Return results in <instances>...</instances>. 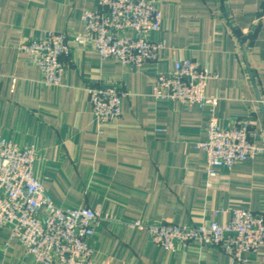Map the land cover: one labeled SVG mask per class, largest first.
I'll return each instance as SVG.
<instances>
[{
    "label": "crops",
    "instance_id": "crops-1",
    "mask_svg": "<svg viewBox=\"0 0 264 264\" xmlns=\"http://www.w3.org/2000/svg\"><path fill=\"white\" fill-rule=\"evenodd\" d=\"M152 1L163 17L162 32L151 35L165 43L157 63L135 71L102 61L91 44H73L62 84L52 87L20 46L50 31L83 35L81 12L99 0H0V133L37 151L36 175L57 204L100 214L91 243L97 264H264V247L242 262L214 248L170 253L124 225L225 224L235 208L264 215V156L208 179L200 145L210 109L152 96L157 73L174 71L177 59L207 66L219 124L249 119L264 147V0ZM107 83L129 96L119 120L99 124L89 89ZM0 264L40 263L5 229Z\"/></svg>",
    "mask_w": 264,
    "mask_h": 264
},
{
    "label": "built area",
    "instance_id": "built-area-1",
    "mask_svg": "<svg viewBox=\"0 0 264 264\" xmlns=\"http://www.w3.org/2000/svg\"><path fill=\"white\" fill-rule=\"evenodd\" d=\"M80 19L85 26L83 35L70 39L67 33L50 31L20 46L39 69L42 84L61 86L73 44H91L102 61L114 59L135 71L157 63L165 49L163 41L151 38L163 30L162 14L152 0H99L97 9L83 10ZM174 67V71L157 73L152 96L159 102L210 109L207 139L200 145L208 179L219 171L232 170L239 162L264 156V147L254 141L249 119L230 127L219 124L214 115L218 99L206 93L209 82L216 78L209 67L181 58ZM89 94L99 124L119 120L122 102L129 96L111 83L91 87ZM37 161L34 148L22 149L0 133V233L9 229L10 239L40 264H97L91 243L100 214L86 206L57 204L36 175ZM229 214L225 224L127 220L124 225L133 232H147L152 244L170 253L198 246L222 250L235 262H242L245 254L264 247V215L241 208L231 209Z\"/></svg>",
    "mask_w": 264,
    "mask_h": 264
}]
</instances>
